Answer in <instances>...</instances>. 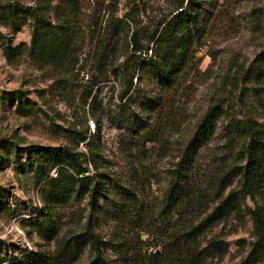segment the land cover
<instances>
[{
  "label": "rangeland",
  "instance_id": "374dc122",
  "mask_svg": "<svg viewBox=\"0 0 264 264\" xmlns=\"http://www.w3.org/2000/svg\"><path fill=\"white\" fill-rule=\"evenodd\" d=\"M180 1L0 0V264H32L31 254L42 264H92L97 253L90 245L76 259L70 251L89 229L112 264H151L184 226L198 224L239 189L236 166L246 162L240 148L248 137L235 145L226 127L243 120L264 128V105L252 78V68H264L257 62L264 52V0H192L201 9L184 76L171 92L141 87L142 95L158 98V120H150L153 112L143 99L128 109L119 100L129 78L128 38L160 29ZM12 3L42 14L8 10ZM215 105L225 115L200 137L198 125ZM125 111L132 119L122 126ZM140 122L152 141H143ZM82 135L86 142L78 139ZM32 146L90 149L87 166L108 172L137 198L128 199L109 182L97 207L88 195L50 201L51 189L43 192L46 182L36 175ZM186 152L192 155L190 184L202 200L201 211L165 215L163 200ZM50 175L57 176V169ZM255 205L248 200L241 215L216 223L201 237L202 248L215 238L229 246L223 258L207 264H241L249 256L256 241L250 215ZM48 218L56 233L45 240L39 230Z\"/></svg>",
  "mask_w": 264,
  "mask_h": 264
},
{
  "label": "trees",
  "instance_id": "16d2710c",
  "mask_svg": "<svg viewBox=\"0 0 264 264\" xmlns=\"http://www.w3.org/2000/svg\"><path fill=\"white\" fill-rule=\"evenodd\" d=\"M176 7L178 8L175 14L169 17L160 29L148 34L136 32L128 38L126 46L127 56L124 66L129 78L123 85L119 100L123 109L132 107L137 100L143 99L142 105H148L147 102H150L151 105H145L153 112V118L150 120L157 121L159 118V113L156 111L158 98L154 95H142L141 87L147 83L163 92H171L186 72L196 41L194 29L199 21L200 5L192 0L186 4V0H182ZM6 8L11 11L27 10L35 16L42 14L39 9L25 7L20 3L9 4ZM257 62L264 65V52L258 57ZM252 70V78L259 87L257 97L264 105V68L255 66ZM224 115L225 111L221 105L210 107L198 125V135L203 138L209 135L211 126ZM109 116L113 119L112 112ZM131 119L132 116L125 111L121 115L120 125L125 126ZM139 128L142 129L143 141H152L147 137L145 123L140 122ZM226 128L231 142L235 145L244 137H248V141L240 148V154L244 155L246 162L236 166V174L240 177L239 189L231 191L198 224L184 226L180 234L164 246L157 256L158 260L151 264H207L210 258H223L229 251L225 241L215 238L202 248L200 239L216 223L233 214L241 215L242 205L248 200L256 202L255 208L250 209L256 241L249 256L241 264H260L264 260V128L253 121L243 120L233 121ZM78 139L86 142L87 136L82 135ZM30 150L37 156L39 163L36 175L40 182H46L42 191L44 192L48 187L51 189L50 201L57 202L73 195L77 197L88 195L92 206L97 207L105 195L107 183L119 186L118 181L108 172H101L96 166L91 170L87 166L94 155L90 149L86 152H76L68 147L42 149L32 146ZM191 156V152L189 154L186 152L173 173L162 204L161 213L165 215L182 209L198 214L201 211L202 200L197 198V193L190 184ZM54 168L57 169L55 177L50 175ZM119 187L128 199L137 198L132 190L122 185ZM258 200H261V204ZM43 214L44 212L41 211L38 217ZM39 231L43 239H51L56 233V224L49 218L45 219ZM72 244L70 251L74 259L79 257L83 246L90 245L97 253L92 264H112L103 256L102 242L93 230L89 229L80 234ZM34 256L32 254L29 256L32 264H42L41 260H32Z\"/></svg>",
  "mask_w": 264,
  "mask_h": 264
}]
</instances>
